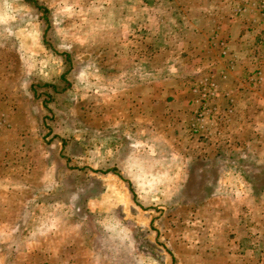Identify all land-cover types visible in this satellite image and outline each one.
Returning <instances> with one entry per match:
<instances>
[{"label":"rangeland","instance_id":"1","mask_svg":"<svg viewBox=\"0 0 264 264\" xmlns=\"http://www.w3.org/2000/svg\"><path fill=\"white\" fill-rule=\"evenodd\" d=\"M32 1L0 0V264H264V0Z\"/></svg>","mask_w":264,"mask_h":264},{"label":"built area","instance_id":"2","mask_svg":"<svg viewBox=\"0 0 264 264\" xmlns=\"http://www.w3.org/2000/svg\"><path fill=\"white\" fill-rule=\"evenodd\" d=\"M204 90L205 88L201 89V91ZM200 108L201 110L196 111V117L194 118V120H192V123L190 124V129L192 132H197L202 127L201 125L204 123V115L210 111L204 105H202V107Z\"/></svg>","mask_w":264,"mask_h":264},{"label":"trees","instance_id":"3","mask_svg":"<svg viewBox=\"0 0 264 264\" xmlns=\"http://www.w3.org/2000/svg\"><path fill=\"white\" fill-rule=\"evenodd\" d=\"M27 1L30 2V3H32V4H34V7L38 8V9H41L43 12H48V11H47L45 8H43L42 6H39V5H38L39 7L37 6V1H32V0H27ZM46 99H49V96H48V95L45 96V99H44L42 102H43V103H44V102H47ZM242 156H243V155H242ZM237 164H238V163H237ZM237 164L232 163L230 167L233 168V169H235L236 171H238V165H237Z\"/></svg>","mask_w":264,"mask_h":264}]
</instances>
